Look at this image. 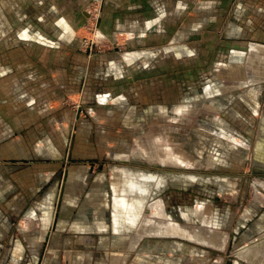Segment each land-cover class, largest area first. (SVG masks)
Wrapping results in <instances>:
<instances>
[{"label": "rangeland", "instance_id": "obj_1", "mask_svg": "<svg viewBox=\"0 0 264 264\" xmlns=\"http://www.w3.org/2000/svg\"><path fill=\"white\" fill-rule=\"evenodd\" d=\"M103 8L102 0L88 4L90 16L79 30L80 50L89 60L126 44L125 37L101 31ZM156 12L150 8L145 15L157 19ZM158 22L166 37L155 43L154 28L147 35L145 82L138 72L134 94L111 103L119 109L100 107L91 119L84 95L67 101L72 139L93 126L81 125L82 116L99 127L91 140L107 145L81 152L71 146L74 158L38 193L27 189L29 178L1 199L0 264H254L242 255L264 243V51L253 46H264V0H167ZM83 40L89 43L83 46ZM178 45L191 52L177 55ZM174 122L183 130H174ZM175 146L186 165L172 156L160 162ZM115 154L130 157L124 161ZM80 165H86V175L76 172L64 186L66 170ZM127 167L139 179L164 176L159 186L156 178L148 181V202L162 200L166 220L186 233L227 234L225 246L179 234L142 235L143 219L135 226L128 219L117 222L115 190L120 194L129 186L117 185L115 177Z\"/></svg>", "mask_w": 264, "mask_h": 264}, {"label": "crops", "instance_id": "obj_2", "mask_svg": "<svg viewBox=\"0 0 264 264\" xmlns=\"http://www.w3.org/2000/svg\"><path fill=\"white\" fill-rule=\"evenodd\" d=\"M94 1L0 0V201L12 189L16 191L17 183L22 189L24 180L29 178L33 181L27 189L38 193L65 165L64 161L72 160L71 155L74 158L71 146L77 145L78 152H81L86 146L107 145L100 138L98 142L91 140L92 136H99V127L83 120L79 113L81 125L93 126L89 130L84 127L72 139L73 112L67 101L71 96L84 95V106L91 119L97 118L100 107L109 112L119 109V105L111 106V103L134 94L138 72H142L145 78L149 54L147 35L152 34L154 28L155 43L166 37V28L158 21L167 0H102L101 31L113 39L125 37L126 44L120 50L89 60L80 50L78 35L90 16L86 7ZM150 8L158 9L157 19L146 17L145 12ZM253 46L264 49V46ZM173 51L177 55L183 51L191 52L182 45L174 46ZM111 83L119 86L113 88ZM94 123L101 124V120L96 119ZM174 123L177 124L175 130H183L180 123ZM123 141L127 145L126 140ZM147 153L143 149L141 154L147 158L150 152ZM114 156L124 161L130 157L128 154ZM167 158L169 155L160 162L167 163ZM79 168L66 170L64 186L67 178L71 179L76 172L80 178L86 175V165ZM6 172L10 174L6 176ZM159 182L158 186L164 181L160 179ZM114 202L116 204L117 200ZM196 208L204 210L203 206ZM196 208L194 213L197 216ZM113 209L115 211L116 207ZM180 226L182 230L183 226ZM225 244L226 241L218 247L223 248Z\"/></svg>", "mask_w": 264, "mask_h": 264}, {"label": "bare ground", "instance_id": "obj_3", "mask_svg": "<svg viewBox=\"0 0 264 264\" xmlns=\"http://www.w3.org/2000/svg\"><path fill=\"white\" fill-rule=\"evenodd\" d=\"M256 51L261 52V51H264V49L257 48ZM263 62H264V58H263ZM176 110H181V109L176 108ZM175 149H177V146H175ZM180 152L181 150H179L178 148L177 151H173V152L169 151L167 153L168 155L172 156L173 159L171 160H173L174 162L176 161L178 164L186 165L187 163L184 160V155H182ZM145 153L148 154L147 151H145ZM188 163H190V161ZM122 172H123V169H122ZM148 174L146 177H142L141 179H139L134 176V173L125 169L123 175L122 173H120L117 175V177H115V179L117 180V185H123L124 182L127 181V184L129 186V188L125 187L126 189L124 191L126 192H121L120 194H117L116 196L117 202L115 204V207H116L115 215L117 218V222L120 223L123 220L128 219V220H131V224L135 226L136 222L139 219H143V221L141 222V226L139 224V226L141 227L140 232L142 235L143 234H156V233L165 234V235L167 234H171V235L177 234L178 235L179 234V235L187 236L190 239H195L199 242H205L208 244H212L214 246L224 245V237L226 236L221 232H218L214 229H208L205 233L200 231V235L192 234L190 231L186 233L185 231L186 227L183 226L181 230L180 225L166 220L167 214L163 211V207H164L163 203L160 200H157L152 203L148 202V192L150 188L149 180L156 178L158 179V182H159V180L160 179L162 180L164 176L161 175L160 173H154L150 175ZM146 182L148 183L146 184ZM144 186L148 187V191L145 189ZM126 196L127 198H125ZM157 217H159L160 219H158ZM117 230L122 231V227H118ZM199 238H205V239L203 241V239H199ZM242 256H244L245 258H247L250 262L254 264H264V243L260 245L258 244L253 245L252 248H249L246 250V252H243Z\"/></svg>", "mask_w": 264, "mask_h": 264}, {"label": "built area", "instance_id": "obj_4", "mask_svg": "<svg viewBox=\"0 0 264 264\" xmlns=\"http://www.w3.org/2000/svg\"><path fill=\"white\" fill-rule=\"evenodd\" d=\"M83 44V46H86L89 42L87 41V40H83V42H82ZM93 43V42H92ZM94 44V43H93Z\"/></svg>", "mask_w": 264, "mask_h": 264}]
</instances>
